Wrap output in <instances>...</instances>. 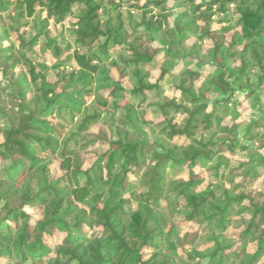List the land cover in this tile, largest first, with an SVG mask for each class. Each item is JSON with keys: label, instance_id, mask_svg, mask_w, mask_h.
<instances>
[{"label": "trees", "instance_id": "obj_1", "mask_svg": "<svg viewBox=\"0 0 264 264\" xmlns=\"http://www.w3.org/2000/svg\"><path fill=\"white\" fill-rule=\"evenodd\" d=\"M11 263L264 264V0H0Z\"/></svg>", "mask_w": 264, "mask_h": 264}, {"label": "rangeland", "instance_id": "obj_2", "mask_svg": "<svg viewBox=\"0 0 264 264\" xmlns=\"http://www.w3.org/2000/svg\"><path fill=\"white\" fill-rule=\"evenodd\" d=\"M39 18L42 20L45 18V14L44 13H38L34 18L32 19H29V20H25V21H22L21 22V26H22V31L24 30L25 32H27V35H26V38H29L33 35H35L38 31H39ZM48 29L50 31V34L52 36H55L57 38V42L64 48L65 46H67L68 44L70 45L71 47V51L73 49H76L75 46L73 45L72 43V40L71 38L69 37V34H68V25L65 23V25H62V24H56V26L53 25L52 22H50L49 26H48ZM42 39H40V41L38 42V45L40 46L42 44ZM70 51V52H71ZM34 56L32 57L33 58V61L35 63H43L45 64L47 67H51L52 64H55L57 62V60L53 59L51 55H49V53H42L40 47H36L34 48ZM67 54L65 53L64 56H66ZM114 60L116 59L117 60V56H113L112 57ZM118 61V60H117ZM66 70H70V66H67L65 68ZM53 73H50V76H49V80L53 81ZM166 93H169L167 90H166ZM92 103H87L86 106H90ZM254 116L253 114H251V117ZM69 118L66 116V115H63L61 117V119L59 120H62L61 122L63 121H66L68 120ZM51 172H52V176L53 178H60L62 173L61 171L59 170L58 166L57 165H53L51 167ZM227 237L235 240L236 238V232H229L227 234ZM13 264V263H11Z\"/></svg>", "mask_w": 264, "mask_h": 264}]
</instances>
